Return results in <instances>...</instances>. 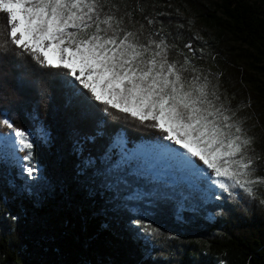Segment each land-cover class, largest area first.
Here are the masks:
<instances>
[{
  "label": "trees",
  "instance_id": "1",
  "mask_svg": "<svg viewBox=\"0 0 264 264\" xmlns=\"http://www.w3.org/2000/svg\"><path fill=\"white\" fill-rule=\"evenodd\" d=\"M161 2L106 0L105 11L123 17L122 27L141 42L164 39L170 62L187 58L186 80L207 77L217 105L253 138L250 154L259 156L253 178H264V110L254 120L243 107L249 99L264 106V87H246L264 67L243 65V51L230 43H248L264 56V0H220L214 8L175 0L216 28L200 37L188 17ZM5 19L0 13V29ZM5 39L0 119L27 130L34 144L25 164L0 147V264H264V187L250 196L238 187L209 190L206 181L172 182L146 172L125 154L163 141L164 133L150 121L105 112L87 90L68 87L74 78L67 70L42 68ZM0 134L11 130L0 124ZM146 224L159 234L145 231Z\"/></svg>",
  "mask_w": 264,
  "mask_h": 264
},
{
  "label": "snow or ice",
  "instance_id": "2",
  "mask_svg": "<svg viewBox=\"0 0 264 264\" xmlns=\"http://www.w3.org/2000/svg\"><path fill=\"white\" fill-rule=\"evenodd\" d=\"M105 6L106 0H0V13L6 14L0 36L6 37L4 44L29 53L40 67L67 70L65 75L74 78L66 82L68 87L77 93L87 90L105 112L115 109L141 124L152 122L165 141L178 146L159 145L161 151L179 170L208 181L209 190L218 186L228 191L231 186L254 196L264 179L253 178L259 159L250 154L253 138L223 104L217 105L220 97L209 91L207 77L186 80L187 58L179 66L170 62L164 39L141 42L136 32L122 27L123 17L106 12ZM0 124L11 130L0 139L29 150L21 159L31 161V134L7 118ZM143 229L159 234L150 224Z\"/></svg>",
  "mask_w": 264,
  "mask_h": 264
},
{
  "label": "rangeland",
  "instance_id": "3",
  "mask_svg": "<svg viewBox=\"0 0 264 264\" xmlns=\"http://www.w3.org/2000/svg\"><path fill=\"white\" fill-rule=\"evenodd\" d=\"M203 2L214 8L215 3L220 2V0H203ZM160 4L162 6L175 8V12L179 13L181 16L188 17L190 22L193 25V31L196 32L197 36L199 37L204 30L208 32L216 31V28H213L206 21L199 20L198 17L194 15H188L184 13L182 9L178 7L175 0H162ZM219 14H221V12H219ZM230 43L236 48V52L243 51L244 55L241 60L243 65L255 64L257 66L264 67V56L260 54V52L256 51L251 45H249L248 43H243L241 41H236V40H230ZM49 56L50 58L55 59L52 53H49ZM253 74L255 78L254 83L250 85L246 84V87L251 88L254 85L255 88L256 87L263 88L264 87V69L255 70ZM255 103H256L255 100L249 99L243 105V107L248 108L252 114V117H253L252 119L257 120L258 116L263 112L264 106L258 103L256 104V106H254ZM244 133L246 134L245 131ZM0 136L2 135L0 134ZM30 138L32 139L31 135H30ZM121 141L123 143L122 139ZM33 144H34V141H33ZM159 145H169L171 147H178V146L172 145L171 142L165 141V140L161 142H154V143H142L135 150H132L125 155L127 156L129 160L137 162L138 165L141 167V169L145 170L146 172H150L154 174L155 176L162 178V179H166L172 182L186 181L190 184H197L198 181H201V182L206 181V180H199L194 175H191L187 172H183L179 170L178 167L172 164V162L167 158V156L161 151ZM0 147L4 151L5 154L13 155L15 157H18L19 159H21L24 156L23 153L25 154L26 152L29 151V150L15 149L12 146L11 142L8 141L7 139H0ZM21 161L24 164L27 163V160L21 159ZM152 164H154L153 167L148 166ZM169 165H171V167H169ZM200 166L206 167V166H203V164L202 165L200 164ZM206 182L208 183V181ZM214 187L215 186H213L212 188ZM260 187H264V183L259 184L256 188H260Z\"/></svg>",
  "mask_w": 264,
  "mask_h": 264
}]
</instances>
